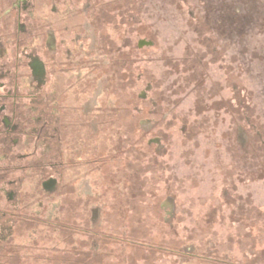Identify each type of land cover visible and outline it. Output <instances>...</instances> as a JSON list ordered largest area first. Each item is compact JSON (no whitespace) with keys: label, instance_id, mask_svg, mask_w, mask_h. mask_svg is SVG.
<instances>
[{"label":"rangeland","instance_id":"rangeland-1","mask_svg":"<svg viewBox=\"0 0 264 264\" xmlns=\"http://www.w3.org/2000/svg\"><path fill=\"white\" fill-rule=\"evenodd\" d=\"M55 7L61 12L85 11V21L98 37L99 59L112 47L111 38L120 51H127L128 55H121L115 46L111 48L121 64L126 61L134 67L128 78L121 70L114 72L113 86L120 97L127 94L134 106L144 107L146 117L159 110L155 106V92L162 105L156 117L158 125L153 132L145 133L144 145L137 142L138 116L131 114V107L125 105L119 122L127 129L120 133L129 138L125 145H129L130 151L120 164L126 169L123 177L128 176L122 185L126 184L128 197L133 200L131 205L145 209L139 219H130L138 220L129 232L144 237L147 244L169 245L170 250L154 253L146 247L128 253L122 249L123 245L114 246L119 251H111L103 263H135L133 256H136L139 257L136 264H224L217 259L230 252L233 263L264 264V178H258L255 167L264 162V155L256 154L260 143L256 138L264 132V0L28 3V9L33 8L39 17L38 25L47 22L41 16ZM132 13L138 14L132 17ZM111 15L115 16L112 23L106 20ZM39 32L37 29L34 34ZM106 34L110 36L105 37ZM198 48L202 58L197 55ZM188 49L192 52L190 60L198 64L196 71L184 69L190 63L184 60ZM36 50L40 52L41 48ZM167 58L177 61V67L172 62L167 64ZM149 85L158 87L151 89ZM141 93H145V99H140ZM159 134L164 136L161 146L152 139ZM261 138L264 139V134ZM117 140L113 141L116 145ZM101 178L102 173H94L87 180L97 184ZM103 185V188L107 185L106 189L110 187L108 183ZM114 192L117 194V188ZM114 192L104 194L109 199L103 206L104 214H109L116 204ZM64 211L67 217L73 215L72 211ZM124 212L120 205L121 231L127 229ZM74 229L77 240L86 239L93 231L83 220ZM58 235L51 233L48 242L52 248L48 250L55 255L58 250L71 252L72 246ZM36 236L35 233L31 238ZM15 240L16 244H27L28 247H23L28 253L41 252L46 246L45 239ZM127 254L132 259L130 263L125 261Z\"/></svg>","mask_w":264,"mask_h":264},{"label":"flooded vegetation","instance_id":"flooded-vegetation-1","mask_svg":"<svg viewBox=\"0 0 264 264\" xmlns=\"http://www.w3.org/2000/svg\"><path fill=\"white\" fill-rule=\"evenodd\" d=\"M30 1L0 0V242L5 213L15 221L14 228L35 226L13 234L15 242L19 236L37 240L31 238L35 233L52 239L51 233L62 236L61 225H80L87 216L96 231L109 200L104 194H113L114 188L117 194L127 192L122 183L128 176L123 177L126 169L120 162L130 151L125 145L129 138L121 136L126 127L119 118L128 105L116 106L113 93V68L120 72L122 65L118 56L114 58L111 47L99 59L98 37L85 21V11L55 7L41 16L47 22L38 25L36 11L28 9ZM110 40L111 46L115 41ZM144 111L131 109L138 116V145L145 144L146 132L154 131L146 130ZM152 139L161 144L159 135ZM94 173H102L97 184L87 180ZM114 178L118 185L111 184ZM15 245L30 257L23 247L27 244Z\"/></svg>","mask_w":264,"mask_h":264},{"label":"trees","instance_id":"trees-1","mask_svg":"<svg viewBox=\"0 0 264 264\" xmlns=\"http://www.w3.org/2000/svg\"><path fill=\"white\" fill-rule=\"evenodd\" d=\"M138 12V11H137ZM136 14L138 13H132V17L137 16ZM115 16H109L108 22H113ZM102 24V23H101ZM116 44L113 42L112 43V48L115 46ZM115 50L117 49V51H119L122 54H126L128 55V53H125V51H120L121 49L118 47H114ZM201 49L198 48L197 51V55L202 58V56L200 55V51ZM190 55H192V52L190 53V49H188L186 51V56L184 58L185 61H190V63L192 62L190 60ZM168 61L166 60V63H171L173 64V66L177 67V61H172V59L167 58ZM117 61V60H116ZM189 65H187L186 67H184L185 71H196L198 70V64H194L193 62ZM131 66H128L126 61L125 64L121 65V71H123L122 69H126V72L123 75H126L125 77L128 78V76L131 74L130 72H132L134 70V67L131 68ZM116 67L115 69L113 68V72L117 73L116 71ZM114 73V74H115ZM134 73V72H133ZM152 81L153 79H149V82ZM154 83V82H153ZM152 83V84H153ZM150 84V83H149ZM154 85V84H153ZM151 86V87H150ZM126 87H128V85H126ZM158 86H152L149 85V88H155ZM127 90V89H126ZM114 93V103L116 106H122V105H128L129 107H131V109L134 107L135 103L132 104V101L130 100V97L127 95H123L121 94V97L118 94V91H115V89L113 90ZM145 94V93H144ZM156 97H154V101H155V106L159 108V110L155 111L154 113H150L153 116H149L146 117V121L148 122L146 124V126H149L150 128L146 129V130H151V129H156V126L158 125V121L156 122V117L158 116V114H160V112L162 111V105L161 103L158 102V97L157 94L158 93H154ZM119 96V97H118ZM124 96V97H123ZM140 97V99H145L144 95H138ZM120 98H126V100L124 101H120ZM116 100V101H115ZM243 101V100H241ZM138 105H136L137 107ZM155 120V121H154ZM247 123V122H246ZM255 129L257 128V125L253 123L252 125ZM262 132V131H261ZM264 134V132H262V135ZM261 135V136H262ZM162 134H159V137H161L162 139ZM261 136H257L258 138H256L258 141H260L259 144H257L256 147V154L258 153L259 156L264 155V139L261 138ZM164 137V136H163ZM259 145V147H258ZM256 146V145H255ZM255 166V164H254ZM258 168L259 171V179H263L264 178V162L262 165L259 166H255ZM114 197L116 199V204H114L113 206H111L112 211L108 213L105 212L104 214V210H102V219H103V215L104 216V222L100 223L98 225L99 229H97L96 231H90L89 230L87 232L88 233V237H86V239H76V234L74 233L75 231V227L79 226H75V225H66V226H62L61 225V229L60 232L62 233V237L65 241L68 243V245L72 246V250L69 253H66L64 251H56L57 254H52L50 250H48V248L43 249L41 252H35L32 251L30 257H23L22 254V249L20 246H16L14 243V239H13V234L16 233H22L24 231V229H28L30 231H32L31 229L33 227H35L32 224H27L28 227H23L22 225H18L16 226V228H14V223L15 221L11 218V215H9L8 213H5V216H1L2 219V241L0 242V264H40L41 262H43V264H104L103 260L110 257L111 254L110 252L112 251L113 253L119 251V248L114 247V246H122V249H126L129 252H134L135 249H140V250H145V248L147 247L148 250H152L155 252H159V251H166V250H170V246L166 245V246H159L156 242L154 243H149L147 244L146 242H144L143 239H145L142 236H133L131 234V232H129L130 226L139 219L138 215H143L145 212V209H140V207H136L134 205H131L132 201L131 199H129L130 197H128V192H125L124 194H115L114 192ZM144 202V198L142 199V203ZM121 208L125 211L124 215H125V219H126V230L125 231H121L120 223L118 221V208ZM145 205H143L144 207ZM114 210V211H113ZM74 216L72 215L71 218H73ZM137 217L138 219L134 221V219L131 221L130 219ZM170 217V216H169ZM120 220V219H119ZM84 223L89 224L91 219H89V216L86 217V221L83 220ZM101 225H104L103 228H100ZM49 228H52L51 226ZM15 229V230H14ZM81 230V229H80ZM38 231L41 233L42 230L38 229ZM72 231V232H71ZM83 231V230H82ZM71 232V233H69ZM19 234V235H20ZM35 235V234H34ZM21 237V236H19ZM36 236V239L39 240H44V237H38ZM51 239H45V244L46 246L49 247V242ZM62 240V241H63ZM33 243V242H32ZM87 243V244H86ZM186 243V242H185ZM44 244V245H45ZM184 242L180 243V245H183ZM87 246V249L85 248ZM137 246V247H136ZM181 247V246H180ZM224 251V250H223ZM179 252H183L182 250H179ZM51 253V254H50ZM225 257H222V259H217L219 263L223 262L224 264H241V263H233L232 262V257L229 256L230 252H224ZM127 258L125 259V261L127 263H130L131 260H129L130 258V254H127ZM133 258H135V263H130V264H136L137 260L139 257L133 256ZM207 259H212V258H208V257H204Z\"/></svg>","mask_w":264,"mask_h":264}]
</instances>
